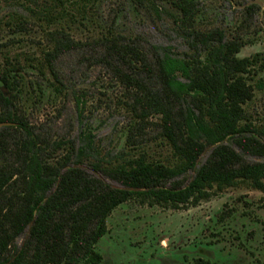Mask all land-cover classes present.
Returning <instances> with one entry per match:
<instances>
[{
	"label": "trees",
	"instance_id": "16d2710c",
	"mask_svg": "<svg viewBox=\"0 0 264 264\" xmlns=\"http://www.w3.org/2000/svg\"><path fill=\"white\" fill-rule=\"evenodd\" d=\"M106 1L0 0V264H101L108 219L131 200L180 210L241 186L264 191V162L247 159L264 158V127L246 111L263 88L264 53L240 57L251 39L239 32L261 7L238 3L245 18L229 38L201 30V0H124L174 19L190 49L175 55L123 35ZM83 51L126 88L133 118L116 153L102 152L88 123L54 139L32 122L31 108L68 94L62 58ZM152 125L164 159L146 145Z\"/></svg>",
	"mask_w": 264,
	"mask_h": 264
},
{
	"label": "rangeland",
	"instance_id": "374dc122",
	"mask_svg": "<svg viewBox=\"0 0 264 264\" xmlns=\"http://www.w3.org/2000/svg\"><path fill=\"white\" fill-rule=\"evenodd\" d=\"M257 2L261 7L249 18L246 34L250 41L240 57L264 53V0H201V30L220 28L229 38L245 18L238 3ZM105 16H119L120 32L142 45L157 46L175 55L190 53L187 39L174 19L135 10L124 0H107ZM62 75L69 88L63 98L31 108L34 125L50 132L54 139H76L82 123L93 126L97 142L104 154L116 153L125 144L124 133L131 126L132 114L126 106V88L113 73L97 64L93 52H74L60 61ZM263 88L257 89L246 106L249 120L264 127V72L258 77ZM258 80V79H257ZM83 97L79 115L77 98ZM152 119L151 123H156ZM147 132V146L157 158H166L169 151L159 145L158 129L152 125ZM156 152V154H155ZM208 151L199 161H206ZM250 162L264 158L248 157ZM89 173L94 174L90 169ZM195 175L184 180L188 184ZM114 188L123 187L116 181L97 175ZM26 235L17 242L20 246ZM103 256L101 264H264V191L241 186L203 201L196 207L180 210L141 205L131 200L117 208L108 219V233L98 243Z\"/></svg>",
	"mask_w": 264,
	"mask_h": 264
},
{
	"label": "water",
	"instance_id": "95a60500",
	"mask_svg": "<svg viewBox=\"0 0 264 264\" xmlns=\"http://www.w3.org/2000/svg\"><path fill=\"white\" fill-rule=\"evenodd\" d=\"M254 3H256V4H257V2H254ZM249 5H251V3H248V4H246V6H249Z\"/></svg>",
	"mask_w": 264,
	"mask_h": 264
},
{
	"label": "flooded vegetation",
	"instance_id": "af4514ba",
	"mask_svg": "<svg viewBox=\"0 0 264 264\" xmlns=\"http://www.w3.org/2000/svg\"><path fill=\"white\" fill-rule=\"evenodd\" d=\"M248 4V3H247Z\"/></svg>",
	"mask_w": 264,
	"mask_h": 264
}]
</instances>
